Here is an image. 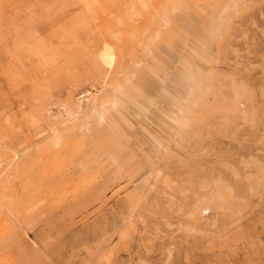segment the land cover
I'll use <instances>...</instances> for the list:
<instances>
[{
  "label": "rangeland",
  "instance_id": "374dc122",
  "mask_svg": "<svg viewBox=\"0 0 264 264\" xmlns=\"http://www.w3.org/2000/svg\"><path fill=\"white\" fill-rule=\"evenodd\" d=\"M0 144V264H264V0H0Z\"/></svg>",
  "mask_w": 264,
  "mask_h": 264
},
{
  "label": "bare ground",
  "instance_id": "6f19581e",
  "mask_svg": "<svg viewBox=\"0 0 264 264\" xmlns=\"http://www.w3.org/2000/svg\"><path fill=\"white\" fill-rule=\"evenodd\" d=\"M98 48H100V47H98ZM97 52V53H96ZM94 53V52H93ZM95 53H96V55L95 54H93V56L95 57L94 58V64H95V67L97 68V70L99 71V73L100 74H102V76H104V80L106 81L107 79H108V77H109V74L111 73V71H113L114 70V68H115V64H116V62H117V53H116V50H115V48L112 46V45H110L109 43H107V42H104L103 44H102V47L100 48V49H98L97 51H95ZM123 58V57H122ZM103 80V79H102ZM103 83H104V81H103ZM81 98H83V100L81 99V102H87V106L86 107H84L83 106V104H81V103H78L77 104V106H76V108L75 109H73V110H70V109H68L67 107H65V106H61V109H60V111L63 113V111H64V115L67 117V120H64V121H62V120H60V124H63V127H66V126H68V124H72V123H75L76 122V120L77 119H79L80 117H81V119L83 118V117H89V118H101V120H104V117H105V115H106V113L107 112H111L112 111V109H113V107L117 104V100H114V101H112L111 103H110V106H108V107H106L105 105H104V102H102L101 101V99L103 98V97H100V96H92V93H88L87 95H84L83 97H81ZM99 110V111H98ZM61 113V114H62ZM55 118H56V116H54ZM59 127H60V125H59ZM57 129V128H56ZM59 129V128H58ZM64 131V130H63ZM60 133V131L59 130H55L54 131V136L56 137L58 134ZM60 139L61 138H57L56 140L58 141L57 142V144H59V141H60ZM2 144H0V146H1ZM37 146V145H36ZM3 147V146H2ZM6 148V147H5ZM14 148V147H13ZM4 150V149H3ZM24 151V150H23ZM1 152V151H0ZM2 153V152H1ZM1 153H0V155H1ZM6 153V152H5ZM22 153V152H21ZM4 154V153H3ZM2 154V155H3ZM5 155V154H4ZM6 155H7V153H6ZM17 155H19V154H17ZM8 156H10V154L8 155ZM9 158H7L5 161H7ZM11 159H13L12 157H11ZM9 161V160H8ZM20 161V160H19ZM13 162V161H12ZM2 163V162H1ZM0 163V164H1ZM6 163V162H5ZM8 163V162H7ZM6 163V164H7ZM2 164H4V163H2ZM5 164V165H6ZM9 164V163H8ZM7 164V165H8ZM12 164V163H11ZM6 165V166H7ZM3 166V165H2ZM14 166V165H13ZM8 167V166H7ZM5 168V167H4ZM8 170V169H7ZM4 172V171H3ZM0 174H1V171H0ZM5 177V176H4ZM0 179H2V178H0ZM5 179V178H4ZM4 179H2V180H4ZM3 182V181H2ZM5 186V185H4ZM6 188V187H5ZM9 189V188H8ZM10 190V189H9ZM13 191V190H12ZM3 192H4V190H3ZM10 193V192H9ZM12 193V192H11ZM2 195V194H1ZM13 196H14V194H13ZM10 197V196H9ZM15 197H16V195H15ZM14 199H16V198H14ZM17 200V199H16ZM15 202V201H14ZM17 203H18V201H16ZM15 202V203H16ZM0 203H1V201H0ZM15 203H12V205H14V208H15ZM2 204V203H1ZM10 204H11V202H10ZM7 205H8V203H7ZM1 206V205H0ZM4 206V205H3ZM5 207V206H4ZM12 208V207H11ZM21 208V207H20ZM16 209V208H15ZM3 210V209H2ZM5 210H6V208H5ZM17 210V209H16ZM8 211V210H7ZM11 211H12V209H11ZM20 211H21V209H20ZM19 211V212H20ZM1 212V211H0ZM5 212V211H4ZM9 212V211H8ZM15 212V211H14ZM18 212V213H19ZM22 212V211H21ZM5 215L7 214V213H4ZM3 214V215H4ZM15 215H16V213H14ZM14 214H12V216L14 215ZM1 215V214H0ZM15 215H14V217H15ZM8 216V215H7ZM2 218V217H1ZM6 218H4V220H5ZM7 219H9V218H7ZM15 219V218H14ZM1 222V221H0ZM12 221L11 220H9V223H11ZM13 223V222H12ZM6 225H7V223H5ZM9 226H11L10 224H9ZM12 226H13V224H12ZM15 226V225H14ZM17 227V226H16ZM5 229H7L6 227H4ZM9 228H11V227H9ZM13 228V227H12ZM11 230V229H10ZM14 230V229H13Z\"/></svg>",
  "mask_w": 264,
  "mask_h": 264
}]
</instances>
